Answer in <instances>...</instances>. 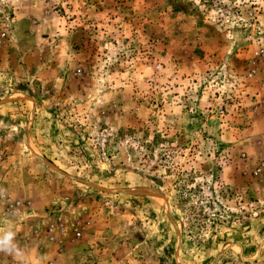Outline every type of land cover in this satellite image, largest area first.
Masks as SVG:
<instances>
[{"label": "rangeland", "instance_id": "rangeland-1", "mask_svg": "<svg viewBox=\"0 0 264 264\" xmlns=\"http://www.w3.org/2000/svg\"><path fill=\"white\" fill-rule=\"evenodd\" d=\"M261 50L264 0H0V264H264Z\"/></svg>", "mask_w": 264, "mask_h": 264}, {"label": "clouds", "instance_id": "clouds-1", "mask_svg": "<svg viewBox=\"0 0 264 264\" xmlns=\"http://www.w3.org/2000/svg\"><path fill=\"white\" fill-rule=\"evenodd\" d=\"M13 235H14L13 233L9 232L5 234L2 239H0V250H10L9 246L11 249L15 248V245H11Z\"/></svg>", "mask_w": 264, "mask_h": 264}, {"label": "built area", "instance_id": "built-area-1", "mask_svg": "<svg viewBox=\"0 0 264 264\" xmlns=\"http://www.w3.org/2000/svg\"><path fill=\"white\" fill-rule=\"evenodd\" d=\"M252 12H250V16H252L251 14ZM258 55L264 56V51H259ZM12 264H18V263H12ZM39 264H53L52 261L50 259H48L47 257H41L39 258Z\"/></svg>", "mask_w": 264, "mask_h": 264}, {"label": "crops", "instance_id": "crops-1", "mask_svg": "<svg viewBox=\"0 0 264 264\" xmlns=\"http://www.w3.org/2000/svg\"><path fill=\"white\" fill-rule=\"evenodd\" d=\"M59 257V256H58ZM58 259V258H57Z\"/></svg>", "mask_w": 264, "mask_h": 264}]
</instances>
